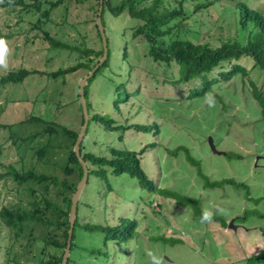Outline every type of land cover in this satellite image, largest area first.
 <instances>
[{
  "label": "rangeland",
  "instance_id": "obj_1",
  "mask_svg": "<svg viewBox=\"0 0 264 264\" xmlns=\"http://www.w3.org/2000/svg\"><path fill=\"white\" fill-rule=\"evenodd\" d=\"M41 1L47 7V0ZM240 1L264 13V0H221L192 17L195 31L207 35L240 32L246 42L247 31L238 25ZM97 8L94 0L66 1L52 10L49 22L36 29L40 13L0 6V37L9 42L11 49L9 69H0V78L20 67L41 71L21 83L0 86V122L15 123L19 136L41 128L19 124L31 116L81 130L78 95L80 82L89 72L80 69L57 78L49 76L78 63L79 55L50 47L41 38V27L73 45L85 43L100 49ZM103 18L109 61L87 85L91 120L83 153L111 158V148L140 152L148 146L141 156L142 166L157 189L151 192L137 178L127 173L116 175L108 166L107 177L103 178L93 173L97 167L90 164L91 172L78 202L70 264H152L149 253L162 257L163 264H247L249 257L264 252V114L254 92L255 84L264 94V70L254 67L253 57L243 56L238 62L249 69L248 76L238 74L230 81H218L207 94L190 97L205 79L182 80L181 66L175 60L156 61L149 53L150 41L143 36L133 37L139 19L128 11L115 15L109 8ZM229 66L230 62H223L208 77H218ZM207 97L212 98L214 106H209ZM96 115L112 118L117 128H107L95 119ZM143 125L151 127L145 130L140 127ZM9 136V129L0 127V171L4 163L22 166ZM210 137L226 155L212 151ZM70 142L63 135L56 136L45 159L48 164L38 163L31 151L27 154L28 166L36 162L40 170L63 179L57 165L66 162V145ZM29 147L25 141L21 153ZM231 178L242 186L215 185ZM218 208L224 213L216 214L211 224L200 223L203 210L215 212ZM125 218L137 219L139 225L136 235L122 242L105 243L104 232L83 227H114ZM234 218L237 229L229 228Z\"/></svg>",
  "mask_w": 264,
  "mask_h": 264
},
{
  "label": "trees",
  "instance_id": "obj_2",
  "mask_svg": "<svg viewBox=\"0 0 264 264\" xmlns=\"http://www.w3.org/2000/svg\"><path fill=\"white\" fill-rule=\"evenodd\" d=\"M66 1L73 0H47L45 1L47 7H43L41 0H3V2H0V6L3 8H18L20 11L35 10L32 12L40 13V18L37 19L35 24L37 29L43 22L44 24L49 22L52 10ZM74 1L83 3L92 0ZM94 1L97 2L98 13L100 0ZM173 1L178 5L173 4ZM194 1L196 0H104L103 16L106 8H109L115 15L128 11L130 16L141 21L138 26L133 27V37L143 36L150 41L149 53L156 61L175 60L181 66L182 80L205 79L200 88L192 90L190 97L207 94L212 91L213 85L218 81H230L238 74H242L244 77L248 76L250 74L249 69L238 62L243 56L253 57L255 60L254 67H260L264 70L263 12L250 8L244 2H238V7H241V20L238 25L241 24L243 31H247L245 42L240 32L234 35H226L221 32L218 35H207L195 31L192 17L199 14L198 12H204V9L221 0H205L204 2L197 0V3ZM232 1L237 2V0ZM190 3L194 6L192 10L189 9L191 7L189 6ZM95 21L101 40L100 49L91 48L85 43L83 45H73L52 36L49 31L41 27V38L48 41L50 47L66 49L79 55L78 63L53 71L49 73V76L57 78L80 69L90 72L100 61L99 59L102 58L104 53V46L97 20L95 19ZM218 29L221 30V27ZM186 35L190 38L186 39ZM195 39L196 41H193ZM126 55L127 46L125 47L124 57ZM95 56L98 59L96 61ZM108 61L109 58L99 69L105 66ZM225 61L230 62L229 68L222 69L218 77L209 78L208 75L215 68L223 66ZM99 69L89 81L95 77ZM40 72L36 69L23 67L10 70L2 74L0 86L21 83L31 74ZM87 85L85 87L86 98ZM254 92L260 101L264 114V94L258 91L255 84ZM78 96L81 99L80 92ZM87 103L89 109V102L87 101ZM80 107L82 124H84L82 103ZM115 108L117 110L120 108L119 100L115 101ZM95 119L104 122L107 128H117L112 118L108 117L107 119L105 116L96 115ZM19 124L21 126L35 124L41 128L25 136H19L15 123L3 124L0 122V127L9 129L12 147L16 150L22 164L21 168H18L13 163H4L2 164L4 170L0 171V264H62L69 237L72 198L84 175L83 166L75 151V143L80 129L69 128L56 120H45L40 116L27 117ZM140 127L149 130L151 125ZM61 135L71 140L66 145L68 153L66 162L63 166L57 165L63 171V179L58 175L46 173L38 168L39 162H43V165L48 164V160L45 159L50 149L54 147L51 143L52 139ZM40 137L42 140L39 139ZM25 141H28L30 147L21 153ZM147 148L148 146L144 147L140 152L131 149L111 148V158H109L97 156L92 152L83 153L82 141L81 154L88 164L89 174L91 172L89 165L92 164L97 167L93 169V173L106 178L105 166H108L112 168L114 174L127 173L137 178L143 187L155 192L157 185L149 178L142 166L141 156ZM31 151L35 152L38 163L35 162L34 165L28 166L27 154ZM29 158L32 159L33 156H29ZM75 175L78 179L76 178L73 181L72 177ZM225 183L242 186L232 178L217 182L215 185L222 186ZM11 197L13 198V205L11 204ZM77 222L78 220L75 226ZM138 225L137 219L125 218L122 219L121 224L114 227L90 224H84L83 227L92 231L104 232V241L107 243L110 240L122 242L131 239L136 235ZM75 231L74 228L71 252ZM38 232L40 235H37ZM37 241H41L42 244H37ZM18 246H20L19 250L17 249ZM36 249L38 253H35ZM50 249L56 251L51 252ZM92 252L97 253L96 251ZM263 253L249 257L247 264L264 263ZM70 261L71 256L68 264H70Z\"/></svg>",
  "mask_w": 264,
  "mask_h": 264
},
{
  "label": "water",
  "instance_id": "obj_3",
  "mask_svg": "<svg viewBox=\"0 0 264 264\" xmlns=\"http://www.w3.org/2000/svg\"><path fill=\"white\" fill-rule=\"evenodd\" d=\"M104 0H100V10L98 12V18H97V24L98 27L100 29V33L102 36V40H103V46H104V53L102 58L100 59V61L93 67V69L89 72L88 75H86L80 82V94H81V103H82V108H83V113H84V124L81 127L80 133L78 135V138L76 140L75 143V151L76 154L79 158V161L81 162L83 169H84V175L82 177V179L80 180L76 192L73 195L72 198V205H71V211H70V229H69V237H68V243H67V247L66 250L64 252L63 255V260H62V264H68L69 261V257L71 254V245H72V239H73V234H74V228H75V223L77 221V217H78V202L81 196V193L88 181V176H89V169H88V164L87 162L84 160V158L82 157L81 154V143L87 133V129L89 126V122H90V114H89V109H88V103H87V98H86V93H85V87L89 81V79L96 73V71L104 64V62L107 60L108 58V38H107V34L105 31V26L103 23V10H104ZM209 144L211 146L212 151L215 154L218 155H226L225 151H221L217 148L214 139L212 137L209 138ZM229 228L232 229H237L238 225L235 223V218L231 219L230 223H229Z\"/></svg>",
  "mask_w": 264,
  "mask_h": 264
},
{
  "label": "clouds",
  "instance_id": "obj_4",
  "mask_svg": "<svg viewBox=\"0 0 264 264\" xmlns=\"http://www.w3.org/2000/svg\"><path fill=\"white\" fill-rule=\"evenodd\" d=\"M3 2V0H0ZM11 55V49L9 47V42L0 37V69L7 71L9 69V57ZM209 102V106H214V101L211 97H207ZM224 210L222 208H218L215 212L210 210H203L200 218L201 224H211L214 221V216L216 214H223ZM152 257V264H163L162 257L156 256L155 254L149 253Z\"/></svg>",
  "mask_w": 264,
  "mask_h": 264
}]
</instances>
